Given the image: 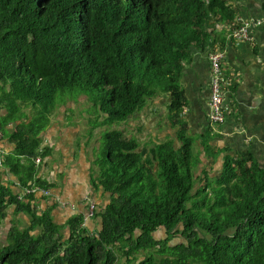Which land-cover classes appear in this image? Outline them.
<instances>
[{
    "label": "trees",
    "instance_id": "obj_1",
    "mask_svg": "<svg viewBox=\"0 0 264 264\" xmlns=\"http://www.w3.org/2000/svg\"><path fill=\"white\" fill-rule=\"evenodd\" d=\"M234 1L0 0V105L9 109L0 127L17 125V152L6 163L26 186L54 187L37 177L36 160L48 156L42 134L75 91L96 94L101 126L168 94L178 130L152 147L118 129L103 133L93 185L111 203L97 212L95 234L82 217L62 226L36 195L20 200L0 186V226L12 206L31 218L26 228L12 223L0 264H264V168L245 153L227 155L216 176L197 175L200 152L183 115L185 63L194 45L217 44L220 25H237ZM162 229L166 237L156 238Z\"/></svg>",
    "mask_w": 264,
    "mask_h": 264
},
{
    "label": "crops",
    "instance_id": "obj_2",
    "mask_svg": "<svg viewBox=\"0 0 264 264\" xmlns=\"http://www.w3.org/2000/svg\"><path fill=\"white\" fill-rule=\"evenodd\" d=\"M233 5L239 12L237 17L264 21V0H235ZM227 27L226 24H222L217 28V34L220 35L217 44L194 45L185 63L181 80L182 88L186 93L183 115L191 135L196 138L197 149L198 146L201 147L199 150L201 161L210 163L206 170L214 176L216 169L219 173L223 168L227 155L240 156L249 153L264 168V23L256 30L254 43L230 40ZM217 49L226 53L225 69L234 74L236 79L231 93L227 92L225 96L233 113L221 126H213L210 121L213 84L211 53ZM1 95L0 93V97ZM152 102L156 104V109L151 122L155 121V125H158L162 119H165L167 124L165 132H175L176 136L178 130L169 120L170 96L162 94ZM152 102H149L150 106L153 105ZM163 108L166 109L165 112L162 111ZM160 109L162 112L159 111ZM59 113L53 116L52 125L42 134L40 152H47L48 156H39L41 160H36V166L39 168L37 177L53 184L54 187L51 188L53 195L45 197L38 194L34 203L44 211L53 208L55 221L62 226H65L72 216L82 217L83 226L95 234L101 228L95 216L111 203V195L102 189H95L93 185L99 170L95 164L97 156L95 147L89 144V141L86 144L74 143L78 138L77 134L81 132L77 128L78 123L70 122L74 118L70 116L73 108L61 107ZM8 115L9 109L0 105V121ZM16 129L17 125L11 123L5 127V131L2 130L0 186L9 188L13 195L19 198L27 187L40 186L34 182H29L30 185L26 186L25 182L15 175L12 166L6 163L8 161L6 159L15 156L17 152V143L10 137ZM209 135L208 142L214 151L205 150L201 145L205 141L203 138ZM215 152L218 153L217 157L214 155ZM213 160L221 166L212 169ZM29 163L28 159L23 160L20 169L24 173ZM92 203L96 205L95 216L89 218V207ZM62 204H65V207H62ZM13 222L21 228H26L31 224V218L24 213L17 214V207L12 206L8 219L0 226V245H8ZM63 233L65 238L70 235L68 228Z\"/></svg>",
    "mask_w": 264,
    "mask_h": 264
},
{
    "label": "rangeland",
    "instance_id": "obj_3",
    "mask_svg": "<svg viewBox=\"0 0 264 264\" xmlns=\"http://www.w3.org/2000/svg\"><path fill=\"white\" fill-rule=\"evenodd\" d=\"M207 33L211 36L212 30H207ZM72 95L73 96L67 97L65 103L60 104L55 114H58L60 112L61 107H66L68 109L73 108V113L70 114V116L71 115L74 116L75 119L73 118V120H70V122H72V124L78 123L79 125L77 126V128L79 129V132H81L77 134L76 137L78 138L74 140V143L75 145L79 144V142L86 144V142L89 141V144H92V146L95 147L97 156L100 153V150L103 145L102 135L106 131H112L115 129L121 130L125 133V135L128 138L137 137V140L144 147H152L158 142L168 141V139L176 138L175 132H171V131L169 133L165 132L167 125L165 119H162L158 125H155V121L151 122V119L153 118V112L156 109V104H154L153 102H152L153 104L152 106H150L149 104L143 110H141V112L128 116L127 121H124L120 124H116L114 126H101L98 123L106 119V115H103L102 113H98L95 107L93 106V99H97L96 94H88V93H81L79 91H75V93ZM97 95L99 96V94ZM103 95H106V93H104ZM90 97H92L91 100ZM159 111L165 112L166 109L163 108L162 111L161 109ZM57 119L58 118H56V120ZM194 148H195V152L201 150V147L199 146L197 149L196 143ZM209 151H214V149H211ZM214 155H216L217 157L218 153L215 152ZM49 162L51 164L50 160ZM211 164H212V169L219 168L221 166V164H217L216 160L215 161L213 160ZM51 166L52 165H50V167ZM209 166H210L209 162H204V160L200 161V163L197 165L196 168L197 170L196 174L197 175L203 174V170ZM216 173H217V169L214 171L215 175ZM24 225L26 226L25 223ZM155 235L156 238L163 239L166 237V231L162 229L159 232H157ZM181 241L182 240H174L173 242L177 243ZM117 250L119 251V254L121 256L122 252L120 251V248H117Z\"/></svg>",
    "mask_w": 264,
    "mask_h": 264
},
{
    "label": "built area",
    "instance_id": "obj_4",
    "mask_svg": "<svg viewBox=\"0 0 264 264\" xmlns=\"http://www.w3.org/2000/svg\"><path fill=\"white\" fill-rule=\"evenodd\" d=\"M264 21L260 19H246L239 16L235 27H227L228 38L234 41H244L254 43L256 40V30ZM226 53L223 50L217 49L211 53V61L213 65V84L211 97V113L210 121L213 126H221L225 124L228 116L232 115L233 111L227 104L226 93L234 88L235 76L229 73L224 66ZM3 139V132L0 127V141ZM41 159L38 158V161ZM2 163L0 159V164ZM42 194L45 197L53 195L51 189L42 187H27L24 194L19 197L20 200H25L30 195ZM65 207V204H62ZM96 205L90 204L89 218H94Z\"/></svg>",
    "mask_w": 264,
    "mask_h": 264
}]
</instances>
